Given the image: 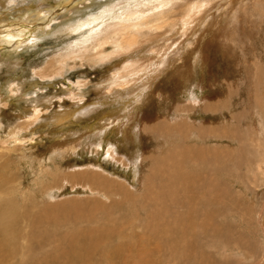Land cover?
<instances>
[{
  "label": "rangeland",
  "instance_id": "rangeland-1",
  "mask_svg": "<svg viewBox=\"0 0 264 264\" xmlns=\"http://www.w3.org/2000/svg\"><path fill=\"white\" fill-rule=\"evenodd\" d=\"M110 1L115 0H0V33L5 32V36H0L10 37V41L16 40L14 45L3 42L0 47V153L3 152L8 169L17 175L15 184L18 186L12 189L14 195L2 192L6 166L0 164V226L14 227L7 234L3 229L0 232V264H26L29 254L35 258L36 264L189 263L183 255L172 257L162 252L165 241H150L155 238L157 228L147 224L139 205L148 166L155 158L166 157L169 152L174 162L179 156L189 158L181 150L186 149L189 143L198 142L200 127L206 133L216 130L219 134L226 127L229 133H233L232 138L217 134L211 139L210 136L204 137V142H200L204 149L214 148L216 155L201 158L203 170H212L211 175L215 174L218 179V190L227 192L226 198L217 205L225 210L224 219L219 217L224 239L222 245H218L220 250L207 255V262L264 264V231L259 229L264 220L256 223L257 212L264 218V211L261 212L264 172H257L256 165L259 153L264 155V127H261L264 125V52L260 47L262 35L258 32L264 27V1L241 0V5H246L245 8L240 7L236 14L238 19H243L238 26L241 39L238 38L237 43L241 45L236 47L234 54L221 49V46H229L230 41L227 38L224 41L221 29L227 19L226 13L232 15L235 10L228 4L219 8L220 5L216 4L220 0H213L216 3L209 6L211 15L205 17L203 24H196L201 23V17L197 16H201L202 11L195 14V9H187L188 0L179 3L171 0L166 9L148 11L144 18L148 24L138 31L140 36L137 41L117 49L119 41L106 39L97 47V41L94 42L97 39L91 38L92 35L89 37L93 39L90 43L95 44L89 46L87 41V48L69 51L74 47L71 42L82 41L83 36L87 35L88 27L71 32L68 25L83 14L88 18L90 14L100 13L101 8ZM163 14L168 24L158 30L157 24L162 18L159 16ZM185 15L192 16L183 22ZM117 18L114 17V20ZM232 18L228 26L230 31L237 26L235 15ZM181 22L179 31L172 35L165 33ZM167 37H171L173 42L172 39L166 40ZM239 48H243L245 55H240ZM57 50L69 52L70 55L64 54L65 58L59 59ZM73 53L76 54L74 59L71 58ZM119 53H124L120 61L112 58ZM194 59L197 60L196 65L193 64L195 74H191L183 83L179 76L193 72ZM112 61H117V64L109 69ZM146 76L150 79L148 84L135 86ZM141 88L142 100L127 104L128 98H134ZM120 104L121 109L114 118L99 114V110L113 109ZM77 105L83 110L77 109L66 117L67 121L62 125L51 122L53 114L69 111ZM34 107L39 109V114L29 126H22L18 132L13 129L15 125L9 127L19 117L22 120L19 112ZM126 111L129 114L122 116ZM82 112H85V116ZM29 114L32 115L31 112ZM103 118V124L112 120L117 122V118L122 121L120 129L125 139H121V144H108L103 134L100 142L99 138L91 139V145L98 148L89 152L87 157L76 154L80 159L69 160L68 154H63L67 158L54 157L55 162L63 161L61 172L73 166L89 164L110 178L124 182L128 190L123 194L119 190L108 192L106 187L92 185L85 180L83 186L95 190L89 192L84 191V187L73 188L75 185L66 178L63 181L67 184H63L60 182L62 178L58 177L60 188L54 189L52 195L47 194L44 191L47 188H41L42 180L48 184L55 179L50 176L38 177L34 181L28 160L33 156H46L56 141L70 138L66 134L77 132L86 137L81 131L89 133L93 128L91 124ZM163 124L171 129L161 136L160 131L153 135L148 130L153 125L160 128ZM108 125L115 130L114 124ZM144 125L148 131L143 129ZM97 131L93 130L89 135L93 136ZM76 135L73 137L76 138ZM117 139L120 141L119 137ZM112 152L125 158H118L122 163L110 159ZM229 154L235 159L228 158ZM260 158L264 160L261 155ZM45 161L48 170H57L58 165L54 166L48 159ZM229 176L234 177L236 182L233 179L230 183ZM248 188H251V192ZM254 188L259 190L253 191ZM17 191L22 192L20 197ZM226 209L235 212V217H228ZM128 219L134 223L122 225ZM113 223L117 230H108L106 227ZM28 231L35 234V248L28 246L25 234ZM236 237L238 242H243L242 248L247 251L232 247ZM144 239L147 240L145 247ZM74 249L76 254H72ZM193 253L187 256L189 260H193Z\"/></svg>",
  "mask_w": 264,
  "mask_h": 264
},
{
  "label": "bare ground",
  "instance_id": "bare-ground-1",
  "mask_svg": "<svg viewBox=\"0 0 264 264\" xmlns=\"http://www.w3.org/2000/svg\"><path fill=\"white\" fill-rule=\"evenodd\" d=\"M145 1H147V3ZM181 1H183V0H174L175 3H179ZM216 1H219V0H216ZM216 1H213V0H188L187 5H186L187 9H189L190 11L195 9V10H193V11H195V14L198 11H202L201 16H197L198 18L201 17V23L198 22L199 24L196 23L197 25L203 24L205 17H208L209 15H211V13L209 11L210 10L209 6L210 5L213 6L216 3ZM222 1H223V3H222ZM260 1L263 2L264 0H259V2ZM170 2H171V0H115L112 2L110 1V3H108L107 5L102 7L100 10L101 12L98 14L97 13L93 14V15L90 14V16L88 18H86L87 16L84 14L82 16H78L74 21L71 22V24L68 25V29L71 28L70 29L71 32L75 31V30L76 31L80 30L83 28V26H87L89 29L87 28V32H86V30H84L87 35L83 36V38H82L83 42L81 41V39L77 42L73 41V39H72L73 42H71L72 43L71 46H74V47L69 51H72V52L75 51L76 52V51H80L81 49H85V47L87 48L88 47L87 41H89V43H90V42H92V40L94 38L97 39V40H94L95 43L97 41V44L95 45L97 47H99L98 45L103 43L106 39L107 40L113 39L116 42L119 41L120 43H119L117 49H119L120 47H122L126 43H127V45L130 43H133V42L137 41L139 36H140L138 34V31L140 30V28H143L144 25L148 24V21L146 19H145L146 21L144 20V18L147 16L146 14L148 13V11L156 12V11H161L163 9H166L169 7L168 5L170 4ZM241 3H242L241 0H225V1L220 0V2H218L216 4V6L220 5L219 8L222 5L228 4L232 10H235L232 13V15H230V13H226L227 19L224 20L223 28L221 29V33L225 37L224 41H226V38L230 40V41L227 40V41H229V46H226V45L221 46V49L223 51L229 52L230 54L236 53V51H235L236 47L240 44V43L239 44L237 43V39L238 38L241 39V36H239L240 33L238 32L240 30L238 26L240 23H243L242 21L240 22V20H243V19H238L236 14L238 12L237 10L240 9V7L245 8V6H246V5L242 6ZM237 5L239 7H237ZM129 7H131L132 9L131 8L129 9ZM251 7H253V9H254V6L252 4H251ZM79 12L81 13V11H79ZM76 14H79V13L76 12ZM243 14H244V12H242V16H243ZM233 15H235V18H236L235 23L237 24V26H235L233 28V30L230 31L228 29V26L232 22ZM191 16L192 15H185L183 22H185ZM114 17H118V18L116 20H114ZM159 17H162V18L158 22L157 26L159 27L158 30H162L161 27L168 24V19L164 16V14L160 15ZM15 24L16 23H14L13 26ZM13 26H12V28L10 26V28L13 29L14 28ZM181 26H182V22L178 25H175V28H172V29L167 31L170 33H167V32H165V33L172 35L175 32L179 31V28ZM7 28H9V26ZM9 30H8V32H11ZM232 32H234V33H232ZM258 32H261V35H262L261 36L262 41L260 43V47H261V50L263 53L264 52V27H262V29ZM152 33L155 34V32H152ZM1 34L4 35L5 32H1L0 35ZM64 34H65V32H64ZM92 35H93V37H91V38H93V39L89 38ZM165 39L168 40V39H172V38L167 37ZM15 41L14 40L10 41V37L0 36V47H2L3 42H11V44L14 45ZM172 42H173V39H172ZM93 43H90L89 46L92 45ZM242 44L244 45V43H242ZM180 48H182V47H180ZM150 51H152V50H150ZM138 52L140 53L141 51L139 50ZM239 52L241 53L240 54L241 56L245 55L243 48L242 49L239 48ZM57 54H58L59 59H64L65 58V57H63L64 54L66 56L70 55L69 52L63 53L62 50L61 51L57 50ZM74 55H76V54L73 53V55H71V58L74 59V57H75ZM134 55L136 56V54H134ZM100 56H101V54H100ZM135 56H134V58H135ZM123 57H124V53H119L117 56H114L112 58L116 59V60L118 59V61H120ZM179 59H181V58H179ZM242 59H243V57H242ZM167 60L168 59H166V61ZM166 61L164 63H166ZM196 61L197 60H195V62H192V66H193L192 68H194L193 72L191 71L192 73H190L189 75H186L184 73L183 75L181 74L179 76V79L181 81H183V83H184V80L186 78L191 76V74H195L196 68L194 65H196L195 64ZM40 64H42V63H40ZM115 64H117V61H114V62L112 61L111 63H109V67L106 66V68L108 67L110 69L111 66H113ZM151 66L152 65H150V68H151ZM146 71L147 70H145V72ZM249 72L246 71V73H249ZM136 78H138V77H136ZM167 80L170 81V79H167ZM149 82H150V79H148V76H146L145 79L143 78L142 81L135 86L138 87V86L143 85V84H148ZM144 87H145V85H144ZM143 88L137 90L138 94L135 93L134 98L131 97V98H128V100L125 99V100H127L126 103L128 104V103L133 102V101H141L142 100V94H143L142 93ZM117 93L115 92V94H117ZM132 93H134V92H132ZM125 95H126V93H125ZM44 97L46 98V96H44ZM135 98H139V99L134 100ZM103 101H106V103H107V100L103 99ZM112 101H113V99H112ZM99 104H102V102H100ZM124 104H125V102H124ZM124 104L122 105V107L124 106ZM80 107L81 106L77 105L75 108H71L69 111L59 112V113H57L58 115L53 114V116H52L53 119H51L52 120L51 122L52 123H58L59 122L58 125H62L63 123H65L67 121L66 117L71 116L77 109H80ZM119 109H121V104H120V106H115L113 109H108V110L105 109L102 111L99 110L100 111L99 114L102 116H105V114H106V117L110 116L111 118H114V117H116V115H118ZM80 110H83V109H80ZM22 112H24V113H22ZM22 112H19V114H18V115L22 116V120L17 115L19 117L18 119H20V120L16 119L17 122L15 124L14 123L9 124V127H13L15 125L13 127V129H15L16 131L17 130L21 131L22 126L23 127L29 126L32 123V120L34 119V117L39 114V109L34 107V109H29V111L28 110L27 111L22 110ZM30 112L32 113V115L29 114ZM85 112H82L81 114H83V113L85 114ZM211 113H210V115H212L214 112L212 114ZM128 114H129V111H126L125 113L122 114V116L126 117ZM130 116H132V115H130ZM9 119H12V118H9ZM78 119H80V118H78ZM12 120H10V121H12ZM101 120L103 121L104 118L100 119V120H96L94 123L91 124V126L93 128L90 129L89 133H85L86 130L81 131L82 134L87 135L86 136L87 138L84 137V135L80 136L81 134L77 133V132L72 133V135L66 134L65 136H68L70 138H68V140L61 139L59 141H56V143L52 146V148L49 149V152L46 154V156H43V155L37 156V157L33 156L32 158H30L28 160V162L30 163L29 164L30 172H31V175H32V178L34 179V181H36L35 179L38 177L44 178V177L50 176L52 179L53 178L55 179L54 181L52 180V183L48 182V184L46 182L44 183V180H42L41 183L43 185L41 188L42 189L47 188L46 190H44L47 194L52 195V191L54 189L60 188L58 183H57L58 177L62 178V181H60V182L63 184L66 183L65 181H63L64 178L69 179L68 181H70L72 185H75V187H73V188H76V189L84 187L82 182L85 180H89V184H92V185L97 184L98 186L106 187L105 189L108 192L113 191V190H115V191L119 190L123 194L125 191L128 190V187L124 182H122L118 179L110 178L109 176L103 174V172H101L100 170L90 167L89 164L82 166L83 169H80L82 167L73 166L72 168L70 167V170L67 169V170H64L63 172H61V166L63 164L62 163L63 161L55 162L54 157H59V156L63 157V154H66V155L68 154L69 160H70V158L80 159L79 156H76V154L83 155L84 158L87 157L89 155V152H92L93 149L96 150L98 148V147L95 148V146L91 145V143H92L91 139L96 138V140H98V138H99L98 141L100 142V139H101L103 134L105 135V137L109 141L108 144L109 143L110 144L115 143V142L120 143L121 139L122 140L125 139L124 138L125 134H124V132H121V129H120L122 127V126L120 127V122H122V121H119L120 120L119 118H117V122L114 120H112V122H108V120H107V122H108L107 124L101 123ZM123 122H125V120H123ZM109 123H112L115 125L114 131H113V127L108 125ZM261 124H263V123H261ZM150 125H152V124L150 123ZM68 126L71 127L70 125H68ZM145 126L146 125L143 126V129L145 131L149 130L153 135L160 131V136H161V134L163 135V134L167 133L168 130L171 129L170 126H168V125H164L163 127H160V128H157L153 125L150 129L147 130L145 128ZM261 127L263 128L264 125H261ZM11 130L12 129H10V131ZM93 130H96V131L98 130V131L95 132L93 136H90L89 134H90V132H93ZM111 132H113V133L111 134ZM199 133L201 136L198 137V142L189 143L186 149L181 150V152L186 153L189 158H187L185 156H179V159L176 162H174V159L171 158L170 152L166 157H162L161 159L155 158L156 155H155V157L152 156L155 159L152 158V159H154L153 162L151 164L149 163L150 164L148 166L149 170H148V174L145 177V183L143 182L144 183L142 186L143 187V193H141L142 199H141V203L139 205V207H140L139 209L143 210V214L145 215V218L147 220V224L151 225V227L157 228L155 238H151L150 241L158 240L159 243H161L162 241H165L164 244L162 245V247H163L162 252H164L166 255H172V257H173V255H177V254L183 255L186 258V260L189 262L187 264H209L210 261L207 262V255L211 254L214 250H217L218 245L221 246L222 245V239H224L222 237V232H221L222 228H220V218L219 217H221V218L225 217V210H224V208L219 209L217 207V205H219L221 199L226 198L225 195L227 192L222 193L220 190H218V188L216 187L217 183H218V179H217L216 175L215 174L211 175V174H213V172H212V170L210 172V169L203 170L202 165H201V158L205 157L206 155L213 158V156H216V155H215L214 148L213 149H207V148L204 149L202 147V145L200 144V142H204V139H206L204 137L210 136V139H211L213 137H216L218 133L216 132V130H215V132H210V130H209V132L206 133V132H204V128H202V127L199 128ZM191 134H193V132ZM232 134L233 133H229V129H227V127H226V128H223L222 131L218 135H220L222 137H226V138H228V137L232 138ZM74 135H76L75 136L76 138L73 137ZM183 135H185V134H183ZM56 136H58V135H56ZM117 137H119L120 141H118ZM196 140H197V138H196ZM6 149H8V148H6ZM260 152H263V151H260ZM233 153L234 152H231L230 154H233ZM119 154L121 155V153H119ZM230 154L228 155V156H230L228 158H231V160H234L235 158L233 156H231ZM259 154L264 157V155L262 153H259ZM106 155H107V157H109L108 154H106ZM145 155H147V154H145ZM260 155L258 157V160L256 161L257 162L256 165H257V172H259L261 174L260 171L264 172V160H261ZM149 156H151L150 152H149ZM174 156H175V154H174ZM237 156L238 155H236V157ZM65 158H67V156ZM65 158L63 157V159H65ZM118 158L125 159L124 157L116 155V153H114V152H112L110 154V159L112 161L122 163ZM126 158L130 159L129 156H127V155H126ZM144 158H145V156H144ZM148 158H151V157H148ZM46 159L51 160L54 166L58 165V166H56L57 170L50 171L51 170L50 168L48 170V168L46 166L47 162L45 161ZM141 160H142V158H141ZM238 163L239 162L236 159V164L238 165ZM0 164H3L4 166H6V173L4 175V187L2 188V192L9 194V195H14L12 189L14 187H18L15 184L17 175L12 174V172L8 169L6 159L3 155V152L0 153ZM237 165H236V167H237ZM38 175H40V176H38ZM225 176L227 178V175H225ZM229 179H230V183L233 181V179L236 182V179L234 177L229 176ZM71 184H70V186H71ZM246 184H244V185H246ZM258 187H259V185H258ZM248 189H250L249 192H251V188H248ZM248 189H247V191H248ZM252 190L253 191L259 190V188H254ZM84 191L93 192L95 190L84 187ZM18 192L19 191H17V193ZM104 194H105V192H104ZM21 195H22V192H19V197ZM236 207H237V205H236ZM226 211H227L226 214L228 217H235V215H236L235 212H232V210H230V209H228V210L226 209ZM262 211H264V200H263L262 205H261V212ZM256 217H257L256 223H258V224L260 223V221L262 219L264 220V218H262V214H260L258 212L256 213ZM132 219H135V218H132ZM132 219H128V221L124 220L122 225L127 224V223H134V221ZM263 223L260 225L261 228H259V229H262L264 231V224ZM255 225H257V224H255ZM258 227H259V225H258ZM13 228L14 227H9V226L2 224L0 226V232H2V229H3V230H5V234H7ZM106 228L108 230L109 229L117 230V226L114 223L107 226ZM223 228H224V226H223ZM256 229H257V227H256ZM257 232H258V229H257ZM257 232H255V233H257ZM25 234L27 235L28 246L31 248H35L36 247L35 234L32 231H28ZM46 236H48V234ZM44 237H45V235H44ZM45 238H47V237H45ZM259 240H260V238H259ZM240 241L239 242L237 241V237L234 238L232 241V247L239 250V251H247L244 248H242L243 242L240 243ZM146 242H147V240L144 239V242H143L144 247L146 246ZM262 242H264V236L262 237ZM156 245H158V244H156ZM177 245H179V248L177 247ZM156 247H161V246H156ZM262 247L264 249V245ZM218 250H220V249H218ZM76 252L77 251L74 249V252H72V254H76ZM192 253L194 255V258L192 257L193 260H189L188 257L192 256ZM197 256L199 257V259H197ZM26 264H36L35 258L33 256H31V254H29V256L26 260Z\"/></svg>",
  "mask_w": 264,
  "mask_h": 264
}]
</instances>
